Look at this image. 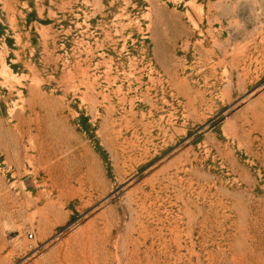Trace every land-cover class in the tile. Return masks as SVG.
<instances>
[{
	"label": "rangeland",
	"instance_id": "1",
	"mask_svg": "<svg viewBox=\"0 0 264 264\" xmlns=\"http://www.w3.org/2000/svg\"><path fill=\"white\" fill-rule=\"evenodd\" d=\"M0 61V264H264V0H0Z\"/></svg>",
	"mask_w": 264,
	"mask_h": 264
},
{
	"label": "bare ground",
	"instance_id": "2",
	"mask_svg": "<svg viewBox=\"0 0 264 264\" xmlns=\"http://www.w3.org/2000/svg\"><path fill=\"white\" fill-rule=\"evenodd\" d=\"M7 54H8V53H7ZM6 56H7V55H6ZM0 62H1V61H0ZM0 65H1V64H0ZM3 79H4V78H3ZM5 80H6V79H5ZM6 81H7V80H6ZM4 84H5V83H4ZM4 84H3V85H4Z\"/></svg>",
	"mask_w": 264,
	"mask_h": 264
}]
</instances>
